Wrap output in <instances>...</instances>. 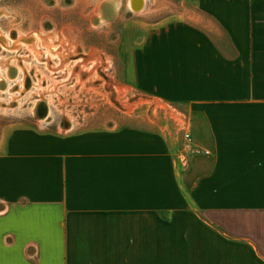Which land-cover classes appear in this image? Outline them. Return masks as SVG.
Wrapping results in <instances>:
<instances>
[{"label":"crops","instance_id":"1","mask_svg":"<svg viewBox=\"0 0 264 264\" xmlns=\"http://www.w3.org/2000/svg\"><path fill=\"white\" fill-rule=\"evenodd\" d=\"M181 2L123 33L127 82L209 154L134 121L0 124V264H264V0Z\"/></svg>","mask_w":264,"mask_h":264},{"label":"rangeland","instance_id":"2","mask_svg":"<svg viewBox=\"0 0 264 264\" xmlns=\"http://www.w3.org/2000/svg\"><path fill=\"white\" fill-rule=\"evenodd\" d=\"M62 1L0 0L5 44H10L7 35L14 37L10 32L15 29L29 35L19 49L0 47V74L7 80V87L0 84L5 86L0 92V124L46 123V128L67 133L134 121L161 126L173 139L181 134L180 107L143 96L127 82L131 39L123 37L147 31L158 20L177 21L184 10L181 0H146L141 14L129 9V0H119L118 15L97 25L95 17L107 0H77L74 5ZM5 65L20 66L17 75L11 74L13 79L7 77ZM39 101L46 102L51 114L42 120L34 113Z\"/></svg>","mask_w":264,"mask_h":264},{"label":"bare ground","instance_id":"3","mask_svg":"<svg viewBox=\"0 0 264 264\" xmlns=\"http://www.w3.org/2000/svg\"><path fill=\"white\" fill-rule=\"evenodd\" d=\"M145 3H146V0H134V4H133V7L135 8H133L132 7V0H129V9L131 10V11H135V12H140V11H142V10H144V7H146V5H145ZM120 6H119V0H107L105 3H104V8H102V9H100V12L98 13V16H96L95 17V21H96V25L97 24H101V23H103V22H106L107 20H108V17H107V12H109V10H111V11H113L114 13H116V11L118 10V8H119ZM4 14H7V12H4ZM104 14V15H103ZM109 15V14H108ZM106 17V18H105ZM106 19V20H105ZM32 23V22H31ZM15 32L14 33H17V35L16 36H14V37H12L11 35H7L8 37V39H9V41H10V44L8 45H6L5 44V38H3V36L0 34V47H2L3 49L4 48H8V50H10V49H12V47H14L15 49H19L20 47H22V45H23V43H27V41H28V36L29 35H24L23 34V32L22 31H20V30H18V29H15L14 30ZM0 33H1V31H0ZM10 33H13L12 31L10 32ZM32 33V32H31ZM34 33H38V32H34ZM27 34V33H26ZM38 36V35H37ZM50 37V36H49ZM40 38V37H39ZM38 38V39H39ZM47 39H50V38H47ZM46 39V40H47ZM7 42H8V40H7ZM47 44V43H46ZM49 45V44H48ZM24 46V45H23ZM47 46V45H46ZM49 46H51V45H49ZM28 47V46H27ZM30 49L31 50H33V48H32V45H30ZM51 50V49H50ZM38 51V50H37ZM41 51V50H40ZM40 51H38V52H40ZM34 53V52H33ZM55 53V52H54ZM56 53H57V51H56ZM35 54V53H34ZM36 54H37V52H36ZM38 55V54H37ZM58 55V54H57ZM42 56V55H41ZM40 57V56H39ZM50 56H48L47 58H49ZM62 56H60V58H61ZM38 58V57H37ZM41 58V57H40ZM2 66V65H1ZM17 67H19L20 68V66H13V65H10V66H7V65H5V69H6V74H7V77L9 78V79H13L12 78V73H14V75H16V74H18V72H17ZM1 69V68H0ZM14 77V76H13ZM2 81V82H1ZM1 83H5L6 84V87H7V80L6 79H4L2 76H1V74H0V84ZM4 87L5 86H3V87H1L0 86V92L2 91H4L5 89H4ZM7 89V88H6ZM46 102H42V101H39L38 103H37V105H36V108H35V110H34V113L36 114V116H37V118H39V119H44L45 117H40L38 114H39V112H40V109L41 108H48L47 106H45L44 104H45ZM48 114H49V109H48ZM49 115H51V114H49ZM48 115V116H49Z\"/></svg>","mask_w":264,"mask_h":264},{"label":"built area","instance_id":"4","mask_svg":"<svg viewBox=\"0 0 264 264\" xmlns=\"http://www.w3.org/2000/svg\"><path fill=\"white\" fill-rule=\"evenodd\" d=\"M180 118L178 120V130L181 132L182 136V161L187 163L188 157L191 155H207L209 152L202 149L200 146L195 144L193 136L190 130V123L186 116L178 112Z\"/></svg>","mask_w":264,"mask_h":264},{"label":"water","instance_id":"5","mask_svg":"<svg viewBox=\"0 0 264 264\" xmlns=\"http://www.w3.org/2000/svg\"><path fill=\"white\" fill-rule=\"evenodd\" d=\"M133 4H134V0H132V7H133ZM134 8V7H133ZM135 9V8H134ZM47 114H48V109L47 108H41L40 109V112H39V116L40 117H46L47 116Z\"/></svg>","mask_w":264,"mask_h":264},{"label":"flooded vegetation","instance_id":"6","mask_svg":"<svg viewBox=\"0 0 264 264\" xmlns=\"http://www.w3.org/2000/svg\"><path fill=\"white\" fill-rule=\"evenodd\" d=\"M49 3L53 4V2H55L54 0H48ZM12 35L15 36V33H12ZM17 75V74H16Z\"/></svg>","mask_w":264,"mask_h":264}]
</instances>
